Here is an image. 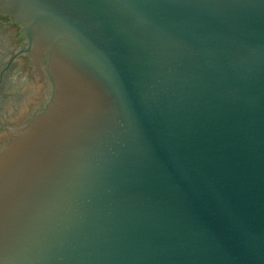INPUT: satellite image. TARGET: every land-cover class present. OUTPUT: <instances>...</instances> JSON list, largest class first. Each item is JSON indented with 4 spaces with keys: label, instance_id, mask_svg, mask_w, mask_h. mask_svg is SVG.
<instances>
[{
    "label": "water",
    "instance_id": "water-1",
    "mask_svg": "<svg viewBox=\"0 0 264 264\" xmlns=\"http://www.w3.org/2000/svg\"><path fill=\"white\" fill-rule=\"evenodd\" d=\"M2 16L44 88L0 131V264H264V0Z\"/></svg>",
    "mask_w": 264,
    "mask_h": 264
},
{
    "label": "flooded vegetation",
    "instance_id": "flooded-vegetation-1",
    "mask_svg": "<svg viewBox=\"0 0 264 264\" xmlns=\"http://www.w3.org/2000/svg\"><path fill=\"white\" fill-rule=\"evenodd\" d=\"M10 21L7 17H3V16H2V19L0 20V23L2 25L1 29L4 31V33L7 37L10 34V37H11L10 44L12 45V47H6L5 48L6 49L5 55L8 56V58H7L6 62L4 63L2 70H1V73H0V76H2V79L0 78V83L3 81L4 75H6L7 72L10 73L11 81H13V85L11 84L12 86L10 85V88H9L11 95L9 94V92L5 93V91L3 89H0V116L3 115L4 111H6V106H8V104H10L11 101H13V102L15 101V102L19 103L18 99L16 100V98L13 97V95L18 94V95H20V100L23 99L24 90H20L18 92V90H16V89L21 85V83L23 81V75L26 71L28 73H30L34 77V79L37 80L38 83H40L38 75H36L32 72L34 70L30 65V59L26 55L13 58V55H14L13 52L18 50L23 45V43L25 42V38L22 35L21 28L16 24H12V21L11 22ZM12 37H15V39H12ZM8 43H9V41L7 42V45H8ZM14 76H15V80H13ZM27 82L28 81H26V83ZM43 88H44V85H43ZM27 89H29V88H27ZM15 91H17V92H15ZM36 95H35V97H36ZM37 105H38V103L33 102L31 105L30 111L37 108Z\"/></svg>",
    "mask_w": 264,
    "mask_h": 264
},
{
    "label": "trees",
    "instance_id": "trees-1",
    "mask_svg": "<svg viewBox=\"0 0 264 264\" xmlns=\"http://www.w3.org/2000/svg\"><path fill=\"white\" fill-rule=\"evenodd\" d=\"M12 39H15V37H12ZM5 40L7 42L9 41L7 47H12V45L10 44V42H11L10 34L8 37L7 36L5 37ZM0 73H1V71H0ZM13 80H15V76L13 77ZM35 80L36 79H34V77L30 73H28L27 71L24 73V75H23V81L24 82L22 81L21 85L16 89V90H18V92L20 90H24L23 99L20 100V95H18V94L13 95V97H15L16 100L18 99L19 103L16 102L15 104H13V108L10 112L6 113V111H4V115H5L4 117H3V115L0 116V131L6 129V123H8L10 116L17 115L18 119L15 121V125L19 124L23 119L26 118V116L30 112L31 105L33 103V102L30 103L31 102L30 96L35 97V95L37 94L35 97L37 102L36 101H34V102L38 103V104L41 102L44 84L38 83L37 80L36 81ZM26 81H28V82L26 83ZM11 84L13 85V81H11L10 73L7 72L6 75H4L3 81L0 83V89H3L5 91V93L10 92L9 88H10ZM27 88H29V89H27ZM15 92H17V91H15ZM11 102H13V101H11ZM7 108H8V106H6V109ZM20 114H21V116H20ZM6 130H8V128ZM8 135H9V132L7 133L6 136L8 137ZM3 141H4V139H3Z\"/></svg>",
    "mask_w": 264,
    "mask_h": 264
}]
</instances>
